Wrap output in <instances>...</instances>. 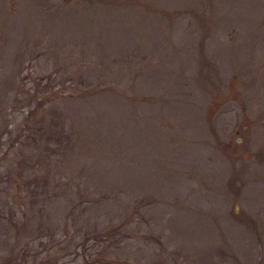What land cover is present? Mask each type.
Returning <instances> with one entry per match:
<instances>
[{"label":"rangeland","instance_id":"obj_1","mask_svg":"<svg viewBox=\"0 0 264 264\" xmlns=\"http://www.w3.org/2000/svg\"><path fill=\"white\" fill-rule=\"evenodd\" d=\"M0 264H264V0H0Z\"/></svg>","mask_w":264,"mask_h":264},{"label":"trees","instance_id":"obj_2","mask_svg":"<svg viewBox=\"0 0 264 264\" xmlns=\"http://www.w3.org/2000/svg\"><path fill=\"white\" fill-rule=\"evenodd\" d=\"M27 186H33V185H29V183L28 182H26L25 183ZM30 190V189H29ZM31 191V190H30ZM113 238H111V240H112Z\"/></svg>","mask_w":264,"mask_h":264}]
</instances>
